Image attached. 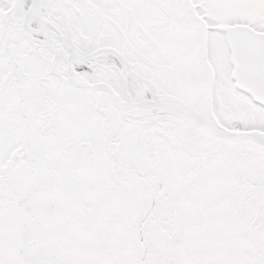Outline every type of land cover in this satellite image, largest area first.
<instances>
[{
  "label": "snow or ice",
  "instance_id": "1",
  "mask_svg": "<svg viewBox=\"0 0 264 264\" xmlns=\"http://www.w3.org/2000/svg\"><path fill=\"white\" fill-rule=\"evenodd\" d=\"M0 264H264V0H0Z\"/></svg>",
  "mask_w": 264,
  "mask_h": 264
}]
</instances>
